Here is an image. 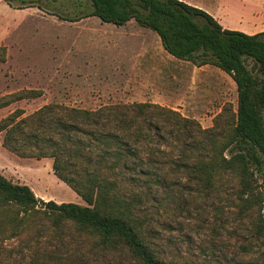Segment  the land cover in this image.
Wrapping results in <instances>:
<instances>
[{
    "label": "trees",
    "instance_id": "1",
    "mask_svg": "<svg viewBox=\"0 0 264 264\" xmlns=\"http://www.w3.org/2000/svg\"><path fill=\"white\" fill-rule=\"evenodd\" d=\"M76 3L82 13L75 20H135L173 57L230 75L237 111L225 105L213 126L203 128L148 102L94 110L51 103L26 116L15 110L0 120L3 146L21 158L53 159L54 174L88 206L44 201L0 173V264H172L158 232L170 227L160 210L174 209L162 216L171 219L189 213L196 198L223 197L262 240L264 192L254 167L264 181V32L225 29L181 0ZM40 96L35 90L7 95L0 110ZM228 263L264 264V254Z\"/></svg>",
    "mask_w": 264,
    "mask_h": 264
},
{
    "label": "rangeland",
    "instance_id": "2",
    "mask_svg": "<svg viewBox=\"0 0 264 264\" xmlns=\"http://www.w3.org/2000/svg\"><path fill=\"white\" fill-rule=\"evenodd\" d=\"M181 1L203 9L231 30L264 32V0ZM80 11L76 0H0V98L24 90L41 92L40 97L1 109L0 120L17 109L26 116L51 103L94 110L108 104L148 102L211 128L225 105L237 111V86L221 69L198 67L165 49L154 48L155 57L145 61L140 58L145 56L144 32L154 31L135 20L125 25L98 16L75 20ZM147 40L149 45L155 43L151 35ZM138 60L143 70L135 71ZM3 138L0 134V173L7 179L28 185L40 199L88 206L54 174L53 159L21 158L3 146ZM254 169L264 192L263 178ZM188 207L189 213L173 214L171 219L162 216L170 217L174 209L166 214L160 210L161 220L170 226L158 227L166 239L161 245L168 262H254L264 254V238L256 241L253 224L240 222L236 208L223 197L196 198Z\"/></svg>",
    "mask_w": 264,
    "mask_h": 264
},
{
    "label": "crops",
    "instance_id": "3",
    "mask_svg": "<svg viewBox=\"0 0 264 264\" xmlns=\"http://www.w3.org/2000/svg\"><path fill=\"white\" fill-rule=\"evenodd\" d=\"M87 19H89V18H87ZM133 21V20H132ZM131 23V22H130ZM219 23L221 24V21H219ZM222 25V24H221ZM225 29H231V28H229V27H227V26H225V25H222ZM107 29H109V30H112L113 32L114 31H118V28H115V27H108ZM134 30H135V28H133ZM131 32H133V30H130ZM240 31H242V32H244V33H247V34H250V35H253V33H251V32H248V31H246L245 30V27H243V28H241L240 29ZM146 33V34H145ZM255 34V33H254ZM153 36L154 38H155V43L154 44H152V45H149V42H148V40L147 39H149V36ZM144 37L146 38L145 39V41H144V43H143V45L142 46H145L144 48H141L142 49V51H143V53L145 54V56L144 57H140V58H146V60L145 61H147V58L148 59H153V57H155V51H154V48L157 50V51H162V49H164V48H162L163 46H162V42H161V39H160V37L155 33V32H144ZM149 46H151V47H149ZM150 52H152V54L150 53ZM167 57H170V56H167ZM136 65L137 66H135L136 68H134V70L135 71H139V69H141V70H143L142 68H143V64H140V62H139V60H138V63H136ZM208 66V65H207ZM207 66H203V67H201V68H205V67H207ZM139 68V69H138ZM200 68V69H201ZM152 71H154V69L152 70ZM228 75V74H227ZM228 77H230L231 78V76L230 75H228ZM50 199H45L44 201H49Z\"/></svg>",
    "mask_w": 264,
    "mask_h": 264
}]
</instances>
